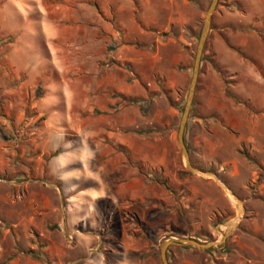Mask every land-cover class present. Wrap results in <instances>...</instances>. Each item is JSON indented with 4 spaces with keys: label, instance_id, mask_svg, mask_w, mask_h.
<instances>
[{
    "label": "rangeland",
    "instance_id": "obj_1",
    "mask_svg": "<svg viewBox=\"0 0 264 264\" xmlns=\"http://www.w3.org/2000/svg\"><path fill=\"white\" fill-rule=\"evenodd\" d=\"M87 1L100 16L89 22L90 53L75 50V64H110L132 95L110 86L108 112L75 119L48 143L46 118L29 109L31 101L23 117L2 116L0 87V264H72L83 244L101 264H114L121 255L112 250L125 240L143 249L141 257L152 249L156 264L165 241L169 264H264V149L254 148L264 142V0H218L212 13L184 132L197 171L185 164L178 131L211 0H142L144 8L133 0L134 34L125 37L115 23L119 0ZM67 7L76 8L64 0H0V20L27 16L38 30V20L48 23ZM102 19L114 32L99 37ZM124 42L132 48L121 49ZM48 86L59 95L54 75Z\"/></svg>",
    "mask_w": 264,
    "mask_h": 264
},
{
    "label": "crops",
    "instance_id": "obj_2",
    "mask_svg": "<svg viewBox=\"0 0 264 264\" xmlns=\"http://www.w3.org/2000/svg\"><path fill=\"white\" fill-rule=\"evenodd\" d=\"M64 1L67 2L68 6L75 5L76 8L70 9L67 7V10L64 9L59 12L58 18L52 19L48 23L43 24L38 20V30L27 25L25 21L27 16H19L18 21L14 19L8 20L10 14L6 13L0 20L1 33L4 38L2 47L4 49V57L7 59L5 64H0L2 116L7 118V120L14 116L23 117L25 115V102L31 101L32 104H30L29 109L33 110L34 114L38 113L40 117L46 118L47 124H45L43 132L48 139L50 138V140H47L48 143H51L52 139L56 142L58 139L57 133L68 131L65 128L70 123L76 122L75 119L89 118L91 115L97 114V112H108L112 101L115 99L113 90L109 89L110 86L118 85L119 83L117 88L122 93L132 95L130 90L124 87L122 80L119 81L115 77L110 64H83L84 62L81 63L80 61L75 64V50L77 53H90L93 27H91L89 22L91 18L95 21L100 15L94 11L90 12L89 4L91 2L87 0ZM98 4L100 6V3ZM139 4L144 8L142 0H140ZM114 5L115 23L120 27L117 26L119 29L116 28L120 34L116 33L120 37H125L128 32L133 35L134 23L136 22L133 14V0H119V3L115 1ZM93 6L95 7V3ZM124 12H126L125 16ZM54 21L59 26L62 25L63 29L60 31L55 29ZM102 21L104 25L100 23L102 27L97 32L99 37L105 35V32L102 31L103 29L107 33L114 32L112 28L106 29V20L102 19ZM75 26L78 27L75 29ZM26 32L27 35H25ZM76 36L83 38L82 44L79 42L75 43ZM62 38L64 39L62 41L63 44L53 46L50 44L52 39L60 40L61 42ZM85 39H87L88 43H85ZM115 46L118 45L115 44ZM132 46L124 42L120 48H132ZM129 65L132 68L136 64ZM141 65L148 68L153 66V64ZM117 69H121V66H118ZM143 72H145L144 79L148 78L147 71L143 70ZM53 75L60 84L59 95H55V97L50 96L51 87L48 86ZM42 84H47V87L43 90L42 95L35 97L36 89H39ZM75 85H81L79 95L75 94V90L79 88L75 89ZM61 101H63L62 104ZM74 101H78V103ZM59 106L63 108L62 112L56 111ZM84 130L89 133L88 127ZM37 132L33 131L35 134ZM259 135L264 138V127ZM37 141H41L38 136L33 138L32 143L36 145ZM257 145H254V148L258 151L264 149V142L261 140L257 141ZM32 154L38 155V150H33ZM50 163L52 165L55 164L52 161ZM83 164L85 165V163ZM63 165L66 166V162H62L60 167L65 168ZM102 190L103 192L99 195L105 196L106 191ZM81 247L80 253L82 256L72 258V264H88L90 261L95 264H101L104 261L103 258L102 260L99 257H93L90 248L88 251L86 250L85 244ZM151 250H147L146 255L141 257L143 249L138 247L137 244L125 240L122 249L112 250L113 254L119 253L121 255V257H117V262L114 264H156L153 251L151 252Z\"/></svg>",
    "mask_w": 264,
    "mask_h": 264
},
{
    "label": "water",
    "instance_id": "obj_3",
    "mask_svg": "<svg viewBox=\"0 0 264 264\" xmlns=\"http://www.w3.org/2000/svg\"><path fill=\"white\" fill-rule=\"evenodd\" d=\"M217 1L218 0H211L210 6L207 10L206 16H205L204 21H203V26H202V29L200 32L199 42H198L197 50L195 53V59H194V64H193V68H192V75H191V81H190V85H189V92H188L187 100H186L184 110L182 113V117L180 120V126H179V131H178V141L180 143V146H181V149L183 152L185 164L192 171H197V170L191 165L187 146H186L185 140H184V132H185V127H186V123L188 120L190 108H191V105H192V102L194 99L195 88H196L199 70H200L201 57H202L204 45H205L209 30H210L212 13L215 10ZM242 210H243V208H242ZM228 222H227V224H228ZM180 242L181 243H187L190 245H194V246H197V247L203 248V249L211 246V243L203 244V243H200L194 239H180ZM170 243H171V241H165L160 246L161 259H162L163 264H169L166 249Z\"/></svg>",
    "mask_w": 264,
    "mask_h": 264
},
{
    "label": "bare ground",
    "instance_id": "obj_4",
    "mask_svg": "<svg viewBox=\"0 0 264 264\" xmlns=\"http://www.w3.org/2000/svg\"><path fill=\"white\" fill-rule=\"evenodd\" d=\"M222 186H223V185H222ZM225 190H226V192H228V190H227L226 188H225ZM236 199H237V198H236ZM237 201H238V200H237ZM238 202H239V201H238ZM238 202H237V206L239 207V203H240V202H239V203H238ZM240 205H241V203H240ZM239 209H240V207H239ZM241 212H242V206H241ZM238 217H239V216H238ZM238 217L235 218L231 223H232V224H235V222L237 221ZM231 220H232V219H231ZM231 220H230V221H231ZM230 221H229V222H230ZM229 222H228L227 225H229Z\"/></svg>",
    "mask_w": 264,
    "mask_h": 264
}]
</instances>
